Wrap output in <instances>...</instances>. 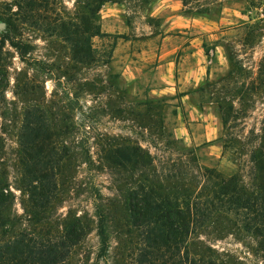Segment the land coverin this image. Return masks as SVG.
<instances>
[{
    "label": "rangeland",
    "instance_id": "1",
    "mask_svg": "<svg viewBox=\"0 0 264 264\" xmlns=\"http://www.w3.org/2000/svg\"><path fill=\"white\" fill-rule=\"evenodd\" d=\"M151 1L0 0V181L12 196L1 214L13 229L51 243L64 221L79 218L84 233L66 264H138L146 248L127 196L140 175L203 201L216 183L204 174L211 169L239 188L223 211L197 204L189 234L195 264H264V201L252 156L264 127L256 82L264 0H185L180 11L198 17L185 28L170 15H149ZM184 59L199 60L204 73L179 91ZM37 126L32 143L44 160L63 163L45 206L19 182L18 134ZM116 147L132 157L141 147L150 164H113ZM95 202L107 218L102 255Z\"/></svg>",
    "mask_w": 264,
    "mask_h": 264
},
{
    "label": "trees",
    "instance_id": "2",
    "mask_svg": "<svg viewBox=\"0 0 264 264\" xmlns=\"http://www.w3.org/2000/svg\"><path fill=\"white\" fill-rule=\"evenodd\" d=\"M181 1L185 5V0ZM74 53L89 52L87 48H75ZM257 70L256 82L264 90V58L260 60ZM25 123L23 127L28 126L30 121L25 119ZM38 129L39 126L28 129L27 132L23 129L18 134L21 165L19 182L20 189L28 192L27 197H40L45 206L49 203L50 195L60 186L56 177L59 176L63 163L59 156L53 158L54 160H44V156L41 155L43 147L32 143L39 136ZM112 152L114 155L110 162L119 166L130 162L128 161L130 159H133V165L138 168L150 164L149 155L141 147L132 151L134 157L117 147ZM252 156L259 180V198L264 201V127L262 141ZM204 174L214 177L216 183L211 188L210 198L203 201H200L197 192L193 193L187 188L168 190L161 182L142 174L129 190L128 216L142 235L146 248L138 264H195V258L189 249V234L195 217L201 212L196 208L197 204L201 202L212 210L216 202L217 208L223 211V204L230 201L238 187L232 176L223 177L211 169H205ZM34 200L31 204L35 203ZM5 202L11 204L12 196L7 185L0 181V208ZM93 209L96 217V234L99 238L98 255H102L106 251L108 240L106 212L96 202L93 203ZM34 213L29 212L28 220L33 218ZM11 225V221L3 217L0 210V264H66L72 246L81 239L85 229L79 218L67 219L64 221L62 231L56 235L55 243H51L48 242L50 240L42 242L43 236L40 234L33 238L31 237L34 236L33 232H27L25 228L13 229ZM38 240L39 248H35L33 244ZM206 264L212 263L208 261Z\"/></svg>",
    "mask_w": 264,
    "mask_h": 264
},
{
    "label": "crops",
    "instance_id": "3",
    "mask_svg": "<svg viewBox=\"0 0 264 264\" xmlns=\"http://www.w3.org/2000/svg\"><path fill=\"white\" fill-rule=\"evenodd\" d=\"M182 5L183 4L181 0H152L146 11L149 15H170L171 17H173V25L185 28L190 26L193 21L198 19V17L181 12L180 10ZM180 67L178 66L177 69L179 74L177 82L181 83L180 86L178 85L179 91L185 90L187 87L186 85L196 84L197 82H199L202 74L204 73V66L197 59L194 61L190 59H184ZM169 88L171 89V87ZM170 89L166 91H171ZM172 89H175V87H172Z\"/></svg>",
    "mask_w": 264,
    "mask_h": 264
},
{
    "label": "water",
    "instance_id": "4",
    "mask_svg": "<svg viewBox=\"0 0 264 264\" xmlns=\"http://www.w3.org/2000/svg\"><path fill=\"white\" fill-rule=\"evenodd\" d=\"M1 26H2V23L0 22V28H1Z\"/></svg>",
    "mask_w": 264,
    "mask_h": 264
}]
</instances>
